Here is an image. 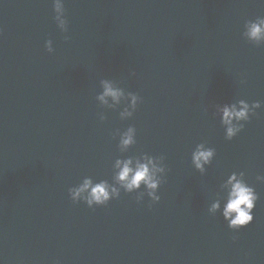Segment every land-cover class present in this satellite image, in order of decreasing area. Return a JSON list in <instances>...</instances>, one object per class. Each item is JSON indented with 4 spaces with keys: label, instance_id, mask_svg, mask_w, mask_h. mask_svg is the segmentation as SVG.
<instances>
[{
    "label": "water",
    "instance_id": "water-1",
    "mask_svg": "<svg viewBox=\"0 0 264 264\" xmlns=\"http://www.w3.org/2000/svg\"><path fill=\"white\" fill-rule=\"evenodd\" d=\"M54 15L52 0H0V264H264V43L242 35L264 0H64L63 32ZM101 79L118 104L96 99ZM239 99L260 107L226 139L216 106ZM198 143L215 149L204 173ZM144 154L163 157L155 202L114 179ZM233 171L258 196L239 229L208 211ZM85 177L119 196L74 202Z\"/></svg>",
    "mask_w": 264,
    "mask_h": 264
},
{
    "label": "clouds",
    "instance_id": "clouds-1",
    "mask_svg": "<svg viewBox=\"0 0 264 264\" xmlns=\"http://www.w3.org/2000/svg\"><path fill=\"white\" fill-rule=\"evenodd\" d=\"M52 7L57 27L62 32L66 31L67 21L64 15V0H52ZM242 35L252 43H264V17L246 20ZM45 47L49 52L53 51L52 41L46 40ZM99 84L102 91L97 94L96 99L102 103H107L106 98L110 97L114 104H118L121 98L125 96V91L116 86L115 82L110 79H101ZM127 98L129 101L128 106L119 113L122 119L132 116L140 99L133 92H128ZM258 107H260L259 101H253L250 105L244 99L217 105L216 112L219 114L220 123L224 126L225 138L231 139L235 136L244 127L241 122L248 121L250 113H253ZM100 119H104L102 114H100ZM134 133L135 128L133 126H129L125 131L120 132V145L126 147L135 143ZM214 153V148L206 147L204 143H198L191 152V162L196 169L204 173V166L210 163ZM115 167L118 171L114 179L125 192H133V190L140 189L143 185L144 192L137 193V200L142 199L145 193L153 202L160 199V196L157 195V189L165 172L163 157L144 154L135 161L131 158L123 161L118 159ZM243 177V172H231L221 185L224 190L223 205L221 206L220 200H214L208 208V211L213 214L219 211L230 229H239L253 220L252 211L258 196L254 188L246 183ZM256 179L264 182V176L258 175ZM68 192L74 202L80 200L92 207L93 205L106 204L110 198L118 197L120 190L113 185H109L107 181L101 180L94 183L91 178L85 177L81 183L69 188Z\"/></svg>",
    "mask_w": 264,
    "mask_h": 264
}]
</instances>
